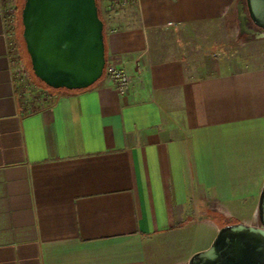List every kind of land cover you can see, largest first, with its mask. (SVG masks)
Segmentation results:
<instances>
[{
    "label": "crops",
    "instance_id": "crops-1",
    "mask_svg": "<svg viewBox=\"0 0 264 264\" xmlns=\"http://www.w3.org/2000/svg\"><path fill=\"white\" fill-rule=\"evenodd\" d=\"M237 2L111 0L106 61L129 73V91L104 75L35 102L31 92L48 88L30 77L22 94L15 18L0 0V264H189L222 227L252 223L264 65L205 56L189 66L154 44L230 18Z\"/></svg>",
    "mask_w": 264,
    "mask_h": 264
},
{
    "label": "water",
    "instance_id": "water-1",
    "mask_svg": "<svg viewBox=\"0 0 264 264\" xmlns=\"http://www.w3.org/2000/svg\"><path fill=\"white\" fill-rule=\"evenodd\" d=\"M236 8L240 33L263 39L264 0L239 1ZM22 24L32 71L45 86L82 91L103 78L105 24L97 0H25ZM189 264H264V186L252 223L222 227Z\"/></svg>",
    "mask_w": 264,
    "mask_h": 264
},
{
    "label": "rangeland",
    "instance_id": "rangeland-1",
    "mask_svg": "<svg viewBox=\"0 0 264 264\" xmlns=\"http://www.w3.org/2000/svg\"><path fill=\"white\" fill-rule=\"evenodd\" d=\"M110 1L97 0L103 20L105 19L104 9L113 4H110ZM239 1L246 4V0ZM24 2L25 0H8L12 7L11 14L15 18V26L17 28L15 33L22 53L21 65L29 72L31 78L38 81L32 71L30 56L23 39L22 9ZM129 8L130 20H137V14L133 6L130 5ZM121 15L125 16V14ZM156 38L157 40L154 41V44L158 49L164 53L170 49L174 50L182 55L189 66L203 63L205 56L214 58L219 56L225 59L227 63H230L233 70H243L264 65V38L257 39L254 36L249 37L240 33L236 6L228 19L161 32ZM235 221L236 219L230 220L232 223Z\"/></svg>",
    "mask_w": 264,
    "mask_h": 264
},
{
    "label": "built area",
    "instance_id": "built-area-1",
    "mask_svg": "<svg viewBox=\"0 0 264 264\" xmlns=\"http://www.w3.org/2000/svg\"><path fill=\"white\" fill-rule=\"evenodd\" d=\"M110 81L115 85V87L122 93L126 94L131 86L132 78L125 69H120L112 64H106L105 74ZM16 79L23 87L22 94L26 95L29 91L28 81L30 79L29 72L23 67V65L18 66L16 70ZM32 101H46L51 98L50 90H45L41 92H31Z\"/></svg>",
    "mask_w": 264,
    "mask_h": 264
},
{
    "label": "flooded vegetation",
    "instance_id": "flooded-vegetation-1",
    "mask_svg": "<svg viewBox=\"0 0 264 264\" xmlns=\"http://www.w3.org/2000/svg\"><path fill=\"white\" fill-rule=\"evenodd\" d=\"M249 26H250L251 28H254V29L257 30V31L260 30V29H259L258 27H256L251 21L249 22ZM246 36L251 37V36H254V35L246 34Z\"/></svg>",
    "mask_w": 264,
    "mask_h": 264
},
{
    "label": "trees",
    "instance_id": "trees-1",
    "mask_svg": "<svg viewBox=\"0 0 264 264\" xmlns=\"http://www.w3.org/2000/svg\"><path fill=\"white\" fill-rule=\"evenodd\" d=\"M99 14H100V11H99ZM100 17H101V15H100ZM101 19H102V17H101ZM103 20V19H102ZM103 22H104V20H103ZM104 24H105V22H104ZM38 81L40 82V83H42L39 79H38ZM43 84V83H42ZM45 85V84H44ZM47 87V86H46ZM94 86H92V87H90V88H88V89H86V90H89V89H91V88H93ZM48 88V90H51V91H58V90H54V89H51V88H49V87H47Z\"/></svg>",
    "mask_w": 264,
    "mask_h": 264
}]
</instances>
